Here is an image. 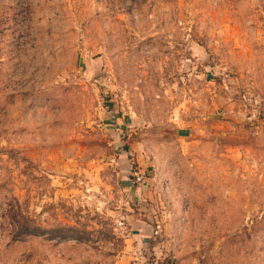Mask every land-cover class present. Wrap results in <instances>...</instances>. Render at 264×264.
<instances>
[{
  "label": "rangeland",
  "instance_id": "1",
  "mask_svg": "<svg viewBox=\"0 0 264 264\" xmlns=\"http://www.w3.org/2000/svg\"><path fill=\"white\" fill-rule=\"evenodd\" d=\"M0 264H264V0H0Z\"/></svg>",
  "mask_w": 264,
  "mask_h": 264
}]
</instances>
